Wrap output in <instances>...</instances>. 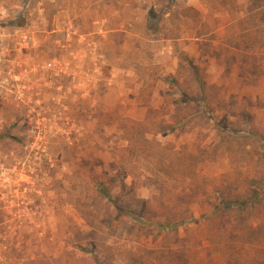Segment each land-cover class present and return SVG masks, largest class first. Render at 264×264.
<instances>
[{"label": "rangeland", "instance_id": "obj_1", "mask_svg": "<svg viewBox=\"0 0 264 264\" xmlns=\"http://www.w3.org/2000/svg\"><path fill=\"white\" fill-rule=\"evenodd\" d=\"M199 1L0 0L4 63L53 69L30 101L1 71L0 264H264V0ZM224 22L163 66L152 40Z\"/></svg>", "mask_w": 264, "mask_h": 264}, {"label": "flooded vegetation", "instance_id": "obj_2", "mask_svg": "<svg viewBox=\"0 0 264 264\" xmlns=\"http://www.w3.org/2000/svg\"><path fill=\"white\" fill-rule=\"evenodd\" d=\"M18 33V32H17ZM16 33V34H17ZM25 34L21 35L22 37ZM19 36V38L21 37ZM17 40V39H16ZM19 40V39H18ZM31 42L34 40L33 37L25 36L24 42ZM21 42V39H20ZM23 42V41H22ZM1 43L4 44V41L1 40V29H0V85H1V71L3 72L2 77H6L7 75H12L16 80V83L14 84V89L17 93L18 99L21 101H30L33 99H36L39 92L46 91L44 89V86H48L49 83L52 81H45L44 84L41 78H38V74L40 73L43 76H47L48 78H52V71L53 69H49L52 67V65H49V68L38 65L37 62H35V59L37 57V53L35 50L36 47L34 46H27V47H14L13 51V57L16 62V66L12 69H10L12 66L10 63H15V61L11 62V60H8V64L4 63V53L1 51ZM20 45L19 41L17 43ZM9 57H12L9 55ZM23 57H25L24 61ZM1 60L3 61V67L1 68ZM27 60V61H26ZM10 69V70H9ZM10 91V90H9Z\"/></svg>", "mask_w": 264, "mask_h": 264}, {"label": "crops", "instance_id": "obj_3", "mask_svg": "<svg viewBox=\"0 0 264 264\" xmlns=\"http://www.w3.org/2000/svg\"><path fill=\"white\" fill-rule=\"evenodd\" d=\"M186 4L189 8L200 11V12H203L205 10L200 5L199 0H186ZM95 14H97L96 10H95ZM222 20H224V19H222ZM223 25H224L223 28L216 30V31H212V32L205 31V33L202 32L200 34L199 33H197V34L191 33V34H188L186 36L184 34L177 35V36L164 35V36L160 37L161 39L157 38V39H154L152 41L153 42L161 41L164 43V46L162 48H160V52H159V55L162 56V59H163L162 60L163 66H165V68H167V70H169V72L175 73L181 67V63H180L181 61L179 60V52H184L185 54H187V56H190L191 58L197 59L198 56L202 55L199 45L202 44L203 42L207 43V45H208V42H211L212 44H216L215 41L212 39V38H214L212 36H213V34H217L221 30L225 29L227 24L224 22ZM228 25H230V24H228ZM208 38H210V41H208ZM212 55L214 56V54H212ZM212 55H209L208 58H212ZM215 62L218 63L217 68L219 70L221 68V64H219V62H217V61H215ZM260 83L264 86V78L263 77L261 78ZM242 84H244V82ZM262 91L261 92L257 91V94H258L257 96L259 98H262Z\"/></svg>", "mask_w": 264, "mask_h": 264}, {"label": "trees", "instance_id": "obj_4", "mask_svg": "<svg viewBox=\"0 0 264 264\" xmlns=\"http://www.w3.org/2000/svg\"><path fill=\"white\" fill-rule=\"evenodd\" d=\"M243 32H245L246 30H242ZM242 38H246V37H242ZM233 48H236L237 50H241L240 46H232ZM254 184H258L255 181H252L250 186V190L252 191V195L254 194V189L256 188ZM216 195H218V199H215V202L211 201L209 202V208L210 210H212L210 213L205 215L206 216H220L224 213V211L227 210H232V209H238V210H242L245 209V207H247V205H251L252 207L257 205V202H259L260 200H258L259 195L254 194L253 196H248L244 199H240V200H235V201H229L228 199H226L222 193H218L216 192ZM193 220V219H192ZM191 220V222H192ZM207 221H210V219H207ZM185 223H178L177 221H174L173 224L169 225L168 222L166 223H160L159 224V234L165 232L166 230L170 229V228H178L182 225H184Z\"/></svg>", "mask_w": 264, "mask_h": 264}]
</instances>
